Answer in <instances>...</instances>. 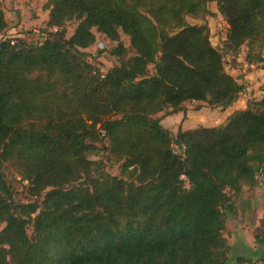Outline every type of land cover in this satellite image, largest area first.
Returning a JSON list of instances; mask_svg holds the SVG:
<instances>
[{
	"label": "trees",
	"instance_id": "16d2710c",
	"mask_svg": "<svg viewBox=\"0 0 264 264\" xmlns=\"http://www.w3.org/2000/svg\"><path fill=\"white\" fill-rule=\"evenodd\" d=\"M209 3L231 55L264 47V0H46L57 39L0 40V167L13 163L36 200L15 203L0 169V264H226V215L264 177V97L215 127L173 136L160 124L185 103L215 109L244 90L207 24L186 21L210 15ZM96 33L117 43L105 73L86 59ZM101 142L119 177L89 160Z\"/></svg>",
	"mask_w": 264,
	"mask_h": 264
},
{
	"label": "rangeland",
	"instance_id": "374dc122",
	"mask_svg": "<svg viewBox=\"0 0 264 264\" xmlns=\"http://www.w3.org/2000/svg\"><path fill=\"white\" fill-rule=\"evenodd\" d=\"M46 0H0L1 10L3 11L4 18L7 24L5 31L0 33L1 39L21 40L25 44L36 45L39 42H43L41 34H45L46 39H57V30L55 28L47 27L48 11L45 9ZM208 10L210 15L205 16L202 19L186 18V21L190 25H200L206 23L210 31V42L223 57L224 68L229 66H241L243 64L242 59L248 56L254 58L256 54L264 55V47H260L259 44H254L251 48L243 46L240 50V55H231L226 48L228 25L220 16L214 3L208 4ZM76 22H70L66 25L65 38H69L72 34ZM96 35V42L93 46L85 50L88 54L87 61L93 65L96 69H99L102 73H105L108 69L115 66L119 62V58L112 56L109 51L116 47L117 43L109 41L101 34ZM120 40L124 47L127 48V54L121 58L126 61L133 51L129 49V40L123 34H120ZM193 108L195 105H190ZM218 108V107H217ZM216 109V108H215ZM217 123V122H216ZM215 123V124H216ZM213 124V123H212ZM104 142L98 144V150L89 155L88 158L91 161L100 164L102 170L111 176L119 177V166L121 162L109 154L108 150L104 149ZM4 174L5 181L10 185L13 193L15 203H29L36 201L28 194V184L22 179L19 169L11 162H2L0 167ZM258 178L260 174H257ZM249 190L247 192H250ZM264 193V188H263ZM262 206V212L264 213V197L260 201ZM245 205L239 204L237 208L243 209ZM264 216V215H263ZM264 220V219H263ZM2 225L0 226V229ZM32 230L28 229V235L31 236ZM258 233L264 240V230L257 229L255 234ZM242 239L239 236L234 239V244L230 248L228 253V260L226 264H239L236 262V257L242 256L246 258H254L252 248V242L250 240H244L240 244ZM241 245V246H239ZM263 246V247H261ZM264 248V242L256 247V250ZM261 253V252H260ZM247 264V263H241ZM255 264H264V261L255 262Z\"/></svg>",
	"mask_w": 264,
	"mask_h": 264
},
{
	"label": "crops",
	"instance_id": "0c3cea01",
	"mask_svg": "<svg viewBox=\"0 0 264 264\" xmlns=\"http://www.w3.org/2000/svg\"><path fill=\"white\" fill-rule=\"evenodd\" d=\"M261 57L263 59L261 63L248 64L244 58L242 59L244 61L241 66H229L225 68V71L232 76L238 84L244 87L243 92L236 101L216 109L207 108L202 105L199 110H194V108L190 106L196 105L195 102L185 103V112H178L162 118L160 121L161 126L173 136L178 129L181 131H188L199 126L208 128L215 127L222 124L234 111L245 109L248 100H260L264 97V55H261ZM256 178L257 184L253 188L244 187L242 193L237 198L233 199L232 213H227L226 215L224 230L229 248L232 247L234 239L238 236L242 239L240 244L245 239L252 242V248L254 249L252 254H254L253 256L255 257H243L249 259L250 264L264 261V248L256 250V247L260 243L259 240L255 238L257 229L264 230V213L262 212V206L260 204V201L264 197V177L259 176L258 178V176H256ZM249 190L252 191L247 192ZM239 204L245 205L244 208H237ZM239 257L242 256H238L236 259Z\"/></svg>",
	"mask_w": 264,
	"mask_h": 264
},
{
	"label": "built area",
	"instance_id": "2783aa9c",
	"mask_svg": "<svg viewBox=\"0 0 264 264\" xmlns=\"http://www.w3.org/2000/svg\"><path fill=\"white\" fill-rule=\"evenodd\" d=\"M41 37L43 39V41L46 39V36L45 34H41ZM102 134H103V131H101ZM169 149H170V152L173 154V155H176V156H182L184 154V151L186 149V146L184 143L182 142H179V141H175L173 140L170 145H169Z\"/></svg>",
	"mask_w": 264,
	"mask_h": 264
}]
</instances>
